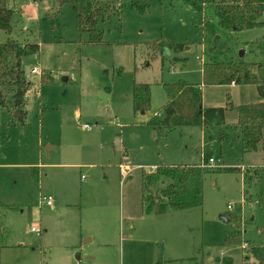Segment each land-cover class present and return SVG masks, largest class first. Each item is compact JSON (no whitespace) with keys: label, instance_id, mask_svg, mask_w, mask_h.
I'll return each instance as SVG.
<instances>
[{"label":"rangeland","instance_id":"rangeland-1","mask_svg":"<svg viewBox=\"0 0 264 264\" xmlns=\"http://www.w3.org/2000/svg\"><path fill=\"white\" fill-rule=\"evenodd\" d=\"M95 2L99 44L79 32L71 5L53 15L35 0L8 4L12 30L0 32V43H36L39 52L21 59L31 84L23 125L0 112V264H194L220 257L241 264L242 244H259L264 234V147L242 153L232 124L235 108L252 104L254 87H201L207 107L226 99L232 105L223 125L174 127L164 135L141 123L166 103L163 85L201 84L203 24L232 60L262 62L239 51L264 35V5L263 25L227 34L200 0H146L144 14L132 11L130 0ZM155 41L182 49L153 51ZM33 67L38 74L30 76ZM41 76L47 81L39 84ZM133 83L148 85V113L133 114ZM176 166L207 169L201 205L142 215L141 172ZM40 197L52 206H39ZM231 234L242 244H226Z\"/></svg>","mask_w":264,"mask_h":264},{"label":"trees","instance_id":"trees-1","mask_svg":"<svg viewBox=\"0 0 264 264\" xmlns=\"http://www.w3.org/2000/svg\"><path fill=\"white\" fill-rule=\"evenodd\" d=\"M11 0H0V32L10 34L11 19L14 10L8 4ZM14 1V0H12ZM192 2L194 0H183ZM44 11L50 7L55 15L63 5H71L76 12L78 30L87 35L88 43L99 44L102 32L96 28L101 18L100 8L95 0H35ZM201 6H210L217 25L223 33H235L263 25L258 19L262 15L264 0H200ZM132 11L144 14L146 0H130ZM43 17L50 15L43 14ZM206 54L210 56L201 65V86H254L262 102L244 104L235 108L234 128L238 132V141L242 153H252L264 147V35L258 41L250 43L249 53H258L263 61L252 63L242 59L232 60L225 56L219 38L206 24L202 26ZM152 50L179 52L182 45L155 41L149 44ZM39 46L36 43H18L7 39L0 43V112L7 109L16 117L14 124L23 125L25 120L24 96L30 82L21 69V59L36 55ZM225 60H219L223 56ZM40 77L39 84L47 81ZM200 85L186 84L181 81L163 85L166 103L160 113L149 118L145 124L157 129L164 135L174 127L223 125L224 112L231 107L228 99L223 106L202 107ZM9 96V100H8ZM9 105V109H8ZM150 93L147 84L133 83L131 109L133 114L149 111ZM206 168L196 166L156 167L151 173L140 175V211L142 215H163L170 211H184L201 205L202 183ZM253 176H257L253 170ZM230 218H227V221ZM236 222V219H233ZM259 244H246L241 264H264V234ZM226 244H242L239 235L231 234ZM194 264H232L229 257L214 258L210 263Z\"/></svg>","mask_w":264,"mask_h":264},{"label":"crops","instance_id":"crops-1","mask_svg":"<svg viewBox=\"0 0 264 264\" xmlns=\"http://www.w3.org/2000/svg\"><path fill=\"white\" fill-rule=\"evenodd\" d=\"M201 8L203 9V8H205V7H203V6H201ZM227 34H229V33H227ZM230 34H234V33H230ZM220 41V40H219ZM219 44H221V46H223V51H224V53L225 54H227L228 56H229V58H231V57H233L234 55H232V52L230 51V49L229 48H227L221 41L219 42ZM201 48H202V53H204L203 52V46H201ZM249 48H247V50H246V48H242L240 51H239V56L240 57H244L245 56V53L246 52H248L249 53V50H248ZM243 52V53H242ZM254 54H258V53H254ZM207 55V57H209L210 55L207 53L206 54ZM259 55V54H258ZM226 56V55H225ZM260 56V55H259ZM227 57V56H226ZM202 62V61H201ZM253 63H256V62H253ZM202 64V63H201ZM200 72H201V69H200ZM200 86H201V84H200ZM202 88H206V87H203V86H201ZM223 87H226V88H230V89H235L236 87H240V86H236V85H233V84H231V85H227V86H223ZM254 87V86H253ZM202 88H200V90H201V105H202V107H207V105H205L204 103H203V101H202ZM28 91H29V89H28ZM27 91V92H28ZM254 91H255V98H253L252 99V103H257V102H262L263 101V98H260L258 95H257V93H256V90H255V88H254ZM27 92H26V94H27ZM26 94H25V96H26ZM25 96H24V100H25ZM25 103H26V101H25ZM25 107V106H24ZM233 107H232V105H231V107H229V108H226V110H225V112H224V119H225V117H226V112H227V109H229V110H231ZM25 111V110H24ZM148 113V112H147ZM146 113V114H147ZM140 114H145V112H140ZM11 115V120H12V118H14L15 116H13L12 115V113L10 114ZM25 115H26V112H25ZM148 115V114H147ZM148 119V117H146L145 119H144V121H142V123L141 124H144L145 122H146V120ZM10 120V121H11ZM232 124L234 125V123H235V121H236V115L234 114V116H233V119H232ZM11 123H12V121H11ZM238 139V136L236 137V140ZM152 167H154V166H152ZM52 206V205H51ZM43 232H45V230L43 231ZM19 246V245H18ZM82 264H86V263H82Z\"/></svg>","mask_w":264,"mask_h":264},{"label":"built area","instance_id":"built-area-1","mask_svg":"<svg viewBox=\"0 0 264 264\" xmlns=\"http://www.w3.org/2000/svg\"><path fill=\"white\" fill-rule=\"evenodd\" d=\"M28 74L31 76V75H36V74H38V69L37 68H35V67H33V68H31L29 71H28ZM159 115V114H158ZM157 115V116H158ZM81 129L82 130H86V131H89L90 130V128H89V126L88 125H83V126H81ZM212 164H213V161H212V159H209L208 161H207V166L208 167H211L212 166ZM151 170H154V169H151ZM126 174V171L124 170V169H122V167L120 168V175H121V177H123L124 175ZM39 206H41V207H51V205H52V202H51V198L50 197H40V199H39ZM30 232H33V233H36V232H38V229L36 228V227H32V228H30ZM242 248L241 249H245L246 248V244H242V246H241Z\"/></svg>","mask_w":264,"mask_h":264},{"label":"water","instance_id":"water-1","mask_svg":"<svg viewBox=\"0 0 264 264\" xmlns=\"http://www.w3.org/2000/svg\"><path fill=\"white\" fill-rule=\"evenodd\" d=\"M243 53V52H242ZM13 116H15L16 117V115L15 114H13ZM223 220L226 222L227 220L225 219V218H223Z\"/></svg>","mask_w":264,"mask_h":264}]
</instances>
